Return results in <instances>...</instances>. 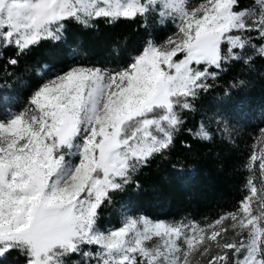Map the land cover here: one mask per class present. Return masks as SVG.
Instances as JSON below:
<instances>
[{"label": "snow or ice", "instance_id": "snow-or-ice-1", "mask_svg": "<svg viewBox=\"0 0 264 264\" xmlns=\"http://www.w3.org/2000/svg\"><path fill=\"white\" fill-rule=\"evenodd\" d=\"M156 7L162 20H179L165 42L148 41L117 69L57 73L28 108L0 118V258L15 250L25 264H66L74 254L94 264H264V150L249 158L250 167L260 161V188L249 178L250 195L205 227L126 207L120 226L99 223L103 206L172 146L180 113L193 110L224 65L251 63L248 49L264 58V43L257 48L251 35L264 41V0L250 8L240 0H0V48L19 57L61 41L68 21L91 27ZM197 135L211 139L204 125Z\"/></svg>", "mask_w": 264, "mask_h": 264}, {"label": "trees", "instance_id": "trees-1", "mask_svg": "<svg viewBox=\"0 0 264 264\" xmlns=\"http://www.w3.org/2000/svg\"><path fill=\"white\" fill-rule=\"evenodd\" d=\"M255 1L240 0V7H250ZM154 16L148 17L146 22L144 17L116 21L101 18L96 19L91 27L68 21L61 41H44L26 55L17 57L14 47L0 48V76L11 78L14 74L22 75L24 83L14 82L15 90L28 98L32 88L40 87L47 80L45 63L66 68L77 58L78 38L91 57L114 54L128 64L130 56L139 54L148 41L160 42L173 28L171 22L159 25ZM251 54L254 57L251 63H246L244 59L226 63L214 81L213 90L218 93L224 86L233 84L264 101V58L256 52ZM13 56L19 60L15 66L8 62ZM211 91L203 93V98L206 99ZM184 115V123L174 134L172 146L162 155L152 157L122 193L137 199L141 205L146 200L168 198L169 207L161 212L162 217L182 213L190 214L197 220L219 217L236 209L244 197L245 183L251 174L249 156L254 142L258 141L257 129L253 125L245 127L244 131L236 134L235 144L231 145L226 138H219L215 130L210 140L194 133L201 120L209 121L204 104L193 111H186ZM178 165H182L188 173L187 182L182 187L174 176ZM136 183L139 191L134 190ZM115 210L103 206L101 221L106 220V215L111 217ZM24 261L25 257L15 250L0 258V264ZM66 264L92 263L74 254L66 259Z\"/></svg>", "mask_w": 264, "mask_h": 264}, {"label": "rangeland", "instance_id": "rangeland-1", "mask_svg": "<svg viewBox=\"0 0 264 264\" xmlns=\"http://www.w3.org/2000/svg\"><path fill=\"white\" fill-rule=\"evenodd\" d=\"M198 2H202V0H189L190 4H196ZM255 3L250 6L253 7L256 5ZM243 7V8H250ZM161 8L156 7L154 11L150 12L146 17H144V21L148 20V17L155 15L154 17L158 21V24H164L166 22H171L173 24V28L169 30V32L165 35V37L160 42L155 43H163L170 36H173L174 33L177 32L179 26L178 19L166 18L164 20L161 19ZM145 21V22H146ZM67 24V23H66ZM66 27V26H65ZM65 33V30H64ZM254 39L253 43L260 47L264 41L259 39V36L256 33L251 34ZM55 42V41H50ZM153 42V41H152ZM81 39H77L75 56L77 57L74 61H72L66 68H62L61 66H49L47 63L44 64V68H47V80L54 78L55 74L68 70L69 68L77 65H87V66H96L107 69H117L123 67L127 64L122 62V57L113 55H103L99 57H91L89 53L85 52L81 46ZM49 52V50H46ZM248 54L250 52H255L252 49H248ZM85 55H88L86 58ZM137 55V54H136ZM131 55L130 57L136 56ZM252 55V54H251ZM12 58H15L13 56ZM86 58V60H85ZM130 58L127 60L129 63ZM40 71V70H39ZM45 81V82H46ZM14 82H18L19 84L24 83V78L22 75L14 74L11 78H2L0 76V118L7 119L10 114H15L22 112L25 108L29 107V101L34 93V91L38 88H32L28 98H24L23 93H18L15 90ZM44 82V83H45ZM212 83V87L209 90H212L209 96L205 99L203 98V93H208V90L205 92H201L199 96L192 101L193 110L199 108L201 104H204L205 111L208 113L209 121H200V124L195 128L194 133L197 135L201 125L205 126V129L210 132L212 136L214 130L217 132L219 138H226L229 144H235L236 134L238 132H242L245 130V127L249 125L255 126L258 133V141L254 142L253 149L249 158L253 155H259L261 150H264V141H259V137H261V130H264V101L261 100L258 96H251L246 92L243 88H238L237 86L231 84L229 86H224L222 91L218 93L214 91V81H209ZM191 110V111H193ZM185 110L180 113L182 119L185 118ZM260 123V124H258ZM259 163L257 160L250 167L251 174L247 177V181L249 178H253V183L256 184L258 189L260 188V171H259ZM250 166V161H249ZM187 171L184 169L182 165H178L174 169V176L180 183V187L184 186L187 182ZM247 181L245 183V192L244 197L250 195L249 188L247 186ZM135 191H139V185L136 183L134 187ZM243 197V198H244ZM112 207V209H116L110 217V215H106V220L99 221L101 227H118L120 226L121 220V209L127 208L129 210V214L133 216H147L153 221H165V222H183L186 224H190L195 222L201 227H205L207 224L215 221L219 217L208 218L204 220H197L192 215L187 213H182V215H166L164 217L161 216V212L166 210L169 207L168 198L158 197L154 200H146L143 202V205L138 203V200L129 196L128 194L119 193L113 197V201L111 204L105 205L104 207ZM149 208V211H148ZM152 208V209H151ZM151 209V210H150ZM237 209V208H236ZM234 209V210H236ZM232 210V211H234ZM152 212V213H151ZM117 214V215H116ZM101 215V214H100ZM225 223H228L227 221ZM90 249L85 248V251H89ZM94 251V249H92ZM80 258L86 259L90 262V258L88 256L80 255ZM90 263H94L91 261ZM12 264H25L23 263H12Z\"/></svg>", "mask_w": 264, "mask_h": 264}]
</instances>
